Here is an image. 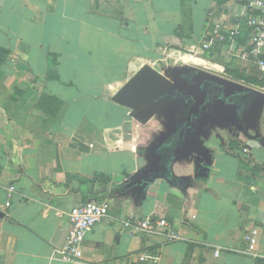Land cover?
<instances>
[{
  "label": "crops",
  "instance_id": "obj_1",
  "mask_svg": "<svg viewBox=\"0 0 264 264\" xmlns=\"http://www.w3.org/2000/svg\"><path fill=\"white\" fill-rule=\"evenodd\" d=\"M211 12L229 27L250 16L235 0H0V264H131L142 252L158 264H264V90L174 136L185 71L166 63L207 60ZM211 59L232 65L226 50ZM145 65L168 81L163 92L137 110L113 102ZM96 201L109 216L84 261L64 262L72 209ZM149 217L182 240L124 227Z\"/></svg>",
  "mask_w": 264,
  "mask_h": 264
},
{
  "label": "built area",
  "instance_id": "obj_2",
  "mask_svg": "<svg viewBox=\"0 0 264 264\" xmlns=\"http://www.w3.org/2000/svg\"><path fill=\"white\" fill-rule=\"evenodd\" d=\"M241 3L249 11L250 16L246 23H241L237 16L236 23L229 27L224 21L217 20L215 13L209 14V29L206 31L199 52L207 53L212 57L222 50L232 60V69H237L253 78L264 80V0H235ZM247 33V42L242 43V35ZM16 192L14 186L6 190L7 203L11 206V199ZM110 213V208L106 202H89L75 206L69 218L70 228L66 238V243L62 249L56 250V254L61 256V260L67 263H79L84 261V242L98 224L104 221ZM124 227L129 228L133 233L142 232L148 236L164 237L168 242L182 240V236L174 230L166 219L146 218L144 220L123 222ZM257 232L254 231L247 236L249 251L254 253L257 244ZM220 251L216 252L219 257ZM106 264H119L109 261ZM131 264H158V258L154 255L142 252L139 253Z\"/></svg>",
  "mask_w": 264,
  "mask_h": 264
},
{
  "label": "water",
  "instance_id": "obj_3",
  "mask_svg": "<svg viewBox=\"0 0 264 264\" xmlns=\"http://www.w3.org/2000/svg\"><path fill=\"white\" fill-rule=\"evenodd\" d=\"M164 79L156 69L145 65L115 94L113 102L137 110L153 94L162 92L161 83ZM184 79L187 82L186 88L176 89L172 93L175 98L181 97L186 105L182 122L174 134L179 142L184 140L185 135H188L203 116L213 113L219 104L233 106L235 100L255 93L245 85L200 69L185 75ZM181 133H184L183 137ZM2 217L0 212V218Z\"/></svg>",
  "mask_w": 264,
  "mask_h": 264
},
{
  "label": "rangeland",
  "instance_id": "obj_4",
  "mask_svg": "<svg viewBox=\"0 0 264 264\" xmlns=\"http://www.w3.org/2000/svg\"><path fill=\"white\" fill-rule=\"evenodd\" d=\"M199 39H201V37L199 38ZM170 51V50H169ZM173 51V50H172ZM171 53V52H170ZM183 53H188L189 55L191 54V55H195L196 53H197V49H194L193 50V47H190V48H186V50L185 51H183ZM179 55V54H178ZM202 54L201 55H199V56H196V58L197 59H201L202 58ZM208 57V56H207ZM197 59H195V60H190V61H188V63L189 62H192L193 64H190V65H194V64H196V65H198L197 64ZM208 59H211L210 57H208ZM205 60V61H207L210 65H208V66H201V65H199V67L198 66H192V67H186V66H181L183 63L181 62V61H179L178 60V58L176 59L175 57H174V55H172V57L168 60V62L166 63L167 64V66L168 67H171L170 68V70H175V69H177V71H179V70H181V71H187V70H189V69H209V70H207L208 72L209 71H211L212 73H214V74H216L217 72V70L215 69V68H213V66L214 65H217V66H219L217 63H215L214 61H210V60ZM211 60H214V59H211ZM177 62H179L180 64H177ZM176 66V67H175ZM223 65H221V66H219L222 70H220L221 72H223V67H222ZM210 72V73H211ZM117 73V72H116ZM216 75H219V74H216ZM225 77V76H224ZM228 77H230L229 79L230 80H232V81H235L236 83H239V84H242V85H245V86H247L248 88H251V89H253V90H264V85L263 86H259V85H256V84H250V83H247L246 81H244L245 80V78H243V79H235V78H233V77H231V76H228ZM262 97V100H261V104H264V96H261ZM224 107V106H223Z\"/></svg>",
  "mask_w": 264,
  "mask_h": 264
},
{
  "label": "trees",
  "instance_id": "obj_5",
  "mask_svg": "<svg viewBox=\"0 0 264 264\" xmlns=\"http://www.w3.org/2000/svg\"><path fill=\"white\" fill-rule=\"evenodd\" d=\"M241 42L244 43L243 40H241ZM207 56L212 58V55H210V54H207ZM7 57H8V52L6 50L0 49V64H2L7 59ZM208 57H207V59H208ZM197 60H198L197 61L198 65H201V66L210 65L204 59H197ZM208 60L212 61L211 59H208ZM214 62L217 63V64H221V62L219 60H215ZM221 65H223V64H221ZM224 67H225V71L219 72L222 75L231 76V77H233L235 79H243V78H245V80L244 79L243 80L246 81L247 83L256 84V85H259V86H263L264 85V80H260L258 78H253L251 76L246 75L245 73H241L237 69H232L230 64H225ZM213 68H215L216 70H222L217 65H214Z\"/></svg>",
  "mask_w": 264,
  "mask_h": 264
},
{
  "label": "flooded vegetation",
  "instance_id": "obj_6",
  "mask_svg": "<svg viewBox=\"0 0 264 264\" xmlns=\"http://www.w3.org/2000/svg\"><path fill=\"white\" fill-rule=\"evenodd\" d=\"M195 70H197V69H189V70H187V71H185L184 73L181 74V76L179 77V79L181 80V85H180L179 90H184V88H186V86H187V82L185 81L184 76L194 72ZM200 70H202V69H200ZM177 99H179L181 101V104H183V107L185 108L186 105L184 104V102H182V98L181 97H179V98L177 97Z\"/></svg>",
  "mask_w": 264,
  "mask_h": 264
},
{
  "label": "bare ground",
  "instance_id": "obj_7",
  "mask_svg": "<svg viewBox=\"0 0 264 264\" xmlns=\"http://www.w3.org/2000/svg\"><path fill=\"white\" fill-rule=\"evenodd\" d=\"M179 58V57H178ZM189 56L188 55H185V56H181V60H183L184 62L188 63L189 61ZM177 59V58H176ZM168 83V81L166 79H164V81L161 83V88H162V92H163V88L164 86ZM156 94V93H155Z\"/></svg>",
  "mask_w": 264,
  "mask_h": 264
}]
</instances>
